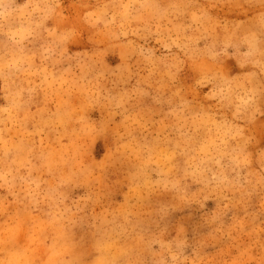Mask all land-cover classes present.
Here are the masks:
<instances>
[{"label": "rangeland", "instance_id": "1", "mask_svg": "<svg viewBox=\"0 0 264 264\" xmlns=\"http://www.w3.org/2000/svg\"><path fill=\"white\" fill-rule=\"evenodd\" d=\"M0 264H264V0H0Z\"/></svg>", "mask_w": 264, "mask_h": 264}]
</instances>
